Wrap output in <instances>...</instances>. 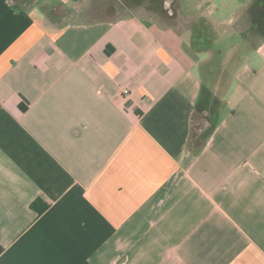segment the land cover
Here are the masks:
<instances>
[{"label":"crops","instance_id":"1","mask_svg":"<svg viewBox=\"0 0 264 264\" xmlns=\"http://www.w3.org/2000/svg\"><path fill=\"white\" fill-rule=\"evenodd\" d=\"M48 1L0 0V264H264V34L213 80L264 0Z\"/></svg>","mask_w":264,"mask_h":264},{"label":"rangeland","instance_id":"2","mask_svg":"<svg viewBox=\"0 0 264 264\" xmlns=\"http://www.w3.org/2000/svg\"><path fill=\"white\" fill-rule=\"evenodd\" d=\"M138 3L139 0H77L69 5H64L51 0L44 3L41 8L44 10L48 20L53 21L57 26H62L75 21H91L93 19L108 18V16H112L111 14L115 16L127 14L130 9L134 10L135 7L137 8ZM153 3L156 2L154 1ZM257 12L254 14V17L259 18L257 15L259 12ZM223 16L227 17L228 13H224ZM242 24L239 28L240 33H242L241 35H243L240 45H224L223 50L219 54V59L216 61L215 74L217 77L213 78L216 91H218L216 96L217 94H223L230 77L228 74L232 67L239 61L238 58L244 55L247 48L250 47V41L254 38L256 39L260 34H264V23L259 28H252L246 21ZM211 56L214 57V55ZM200 72L203 81L207 83L209 80L207 73L202 69H200ZM205 123L201 127L207 131L208 124Z\"/></svg>","mask_w":264,"mask_h":264},{"label":"trees","instance_id":"3","mask_svg":"<svg viewBox=\"0 0 264 264\" xmlns=\"http://www.w3.org/2000/svg\"><path fill=\"white\" fill-rule=\"evenodd\" d=\"M30 206H31V208L36 210L37 213L41 212V209L37 207V202L36 201H34Z\"/></svg>","mask_w":264,"mask_h":264},{"label":"built area","instance_id":"4","mask_svg":"<svg viewBox=\"0 0 264 264\" xmlns=\"http://www.w3.org/2000/svg\"><path fill=\"white\" fill-rule=\"evenodd\" d=\"M126 92V91H125Z\"/></svg>","mask_w":264,"mask_h":264}]
</instances>
